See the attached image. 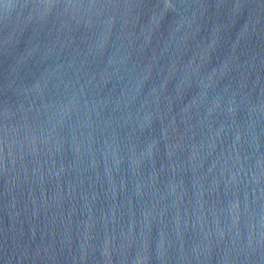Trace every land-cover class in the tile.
Instances as JSON below:
<instances>
[{"label":"water","instance_id":"1","mask_svg":"<svg viewBox=\"0 0 264 264\" xmlns=\"http://www.w3.org/2000/svg\"><path fill=\"white\" fill-rule=\"evenodd\" d=\"M0 264H264V0H0Z\"/></svg>","mask_w":264,"mask_h":264}]
</instances>
